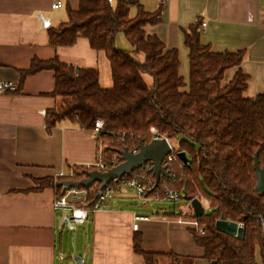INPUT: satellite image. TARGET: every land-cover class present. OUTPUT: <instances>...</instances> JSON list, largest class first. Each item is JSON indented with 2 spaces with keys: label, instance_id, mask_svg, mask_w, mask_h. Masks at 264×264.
Segmentation results:
<instances>
[{
  "label": "trees",
  "instance_id": "1",
  "mask_svg": "<svg viewBox=\"0 0 264 264\" xmlns=\"http://www.w3.org/2000/svg\"><path fill=\"white\" fill-rule=\"evenodd\" d=\"M133 7L137 12L131 17ZM160 22L161 12L146 11L137 0H80L77 10L68 9L66 23L48 28L50 44L70 47L78 38H86L107 61L112 87L102 86L100 68L77 73L75 66L58 57L34 59L31 67L21 72L22 85L26 77L39 71L54 72L53 96L69 98L70 102L50 112L49 128L67 119L82 130L92 131L100 119L104 129L97 140L123 137L131 152L139 149L141 141L147 144L154 139L152 128L157 130V138L168 139L171 146L172 141H179L181 148L176 151L172 146L167 165L171 176L161 179L159 187L155 189L150 164L138 170L151 185L146 197L168 189L182 197L197 198L199 194L207 198L208 214L200 218L190 212L186 215L204 231L190 229L195 244L204 251V260L208 264H264V193L256 191L254 165L257 155L264 168V94L244 96L248 76L240 66L245 52H213L201 43L200 20L184 33L190 51L187 87L180 76L178 51L168 49L158 36L146 32L148 26ZM119 34L125 36L132 50L117 47ZM236 68L233 80L224 86L226 71ZM179 152L186 153L187 164ZM73 168L76 182L86 177L85 168ZM61 181L49 179L48 186H54L56 195ZM90 201L93 204L96 195L90 196ZM166 216L181 217L176 213ZM222 218L241 227L242 235L232 237L218 231L216 222ZM142 242V234L136 232L134 252L145 264H164L166 259L170 264L194 261L173 252L145 251Z\"/></svg>",
  "mask_w": 264,
  "mask_h": 264
},
{
  "label": "crops",
  "instance_id": "2",
  "mask_svg": "<svg viewBox=\"0 0 264 264\" xmlns=\"http://www.w3.org/2000/svg\"><path fill=\"white\" fill-rule=\"evenodd\" d=\"M57 1L62 6L54 9ZM137 1L148 12H161V22L146 32L178 51L187 87L190 51L184 33L200 20L201 43L213 52H245L240 66L248 76L244 96L264 94V0ZM79 6L80 0H0V264H145L134 252L136 232L142 234L145 251L173 252L193 258L192 264H208L189 225L167 217L169 212H149L144 206L153 197L140 198L128 188L119 190L105 209L90 212L73 235L59 232L67 225L59 227L63 212L54 208L56 191L48 186L49 179L70 167L94 164L99 143L92 131L67 119L49 128L48 116L61 102L53 96L54 72L39 71L23 85L21 72L34 59L56 57L79 69L100 68L103 59L86 38L70 47L50 44L48 28L66 23L68 9ZM119 35L116 45L121 46ZM237 72L226 71L222 84H229ZM6 84L16 90L4 89ZM136 216L149 218L137 222V231Z\"/></svg>",
  "mask_w": 264,
  "mask_h": 264
},
{
  "label": "built area",
  "instance_id": "3",
  "mask_svg": "<svg viewBox=\"0 0 264 264\" xmlns=\"http://www.w3.org/2000/svg\"><path fill=\"white\" fill-rule=\"evenodd\" d=\"M160 1L163 3H166V2H169L170 0H160ZM61 6H62V2L57 1L54 4L53 8L58 9ZM3 88L10 89L12 91L16 90L15 86H12L9 84L4 85ZM103 129H104V122L99 119L96 121L92 132L97 137V135ZM151 135L154 137V139L157 138V135H158L157 130L152 128ZM137 152L138 150L133 151V153H137ZM102 157H103V153L101 152V145L99 142L97 161L94 164L79 166V167L85 168L88 173L92 171H99V172L105 173L120 164L119 154H118V157H116L115 159L106 158L108 161H106ZM169 158H170V155L167 158V160L164 162V166H166V168L168 165ZM139 174L140 173H138V170H137L132 175L125 176L121 180H114L113 182H111L109 185L106 186V188L104 189V191L101 193V195L98 198H97L98 190L101 186V183L99 182L94 183L90 188L64 189V187H61L60 192L55 197L54 208L60 212H67L68 214L67 219L70 220L72 225H75V226L83 225L88 220L90 212H94L99 209H105L109 201L113 199L115 194L121 189L128 188L134 191L137 194V196H139L140 198L146 197L148 189L149 187H151V185L147 186L145 183V177ZM74 177H75V174L73 172V167H70L68 172H60L55 176L56 179L62 180L61 182L76 181L74 180ZM92 195H96V201L93 204L90 201V196ZM155 196L158 197L157 200L164 199L170 202H176L182 199V196L179 192H175V191L168 190V189H162ZM189 207L191 206L189 205ZM187 213L188 211H184L179 220L183 221V223H186L192 229H195L199 233H203L204 231L199 228L198 222L195 219L194 220L185 219V216L187 215ZM146 220H149V218L146 216H136L135 217L136 223L134 224V230L135 231L138 230L137 222L146 221Z\"/></svg>",
  "mask_w": 264,
  "mask_h": 264
},
{
  "label": "water",
  "instance_id": "4",
  "mask_svg": "<svg viewBox=\"0 0 264 264\" xmlns=\"http://www.w3.org/2000/svg\"><path fill=\"white\" fill-rule=\"evenodd\" d=\"M79 68L76 69L78 73ZM116 138L115 135H113ZM172 147L169 141L165 138H155L150 143H144L141 141L138 152L133 153L128 149H124L118 152L120 164L108 172L102 173L99 171H92L87 173V177L81 181H63L58 184L59 187L64 189L69 188H90L94 183L99 182L101 186L98 190L97 198L101 195L107 185L114 180H121L125 176L132 175L135 171L144 168L147 164L151 165V173L155 176V189L159 187L160 181L163 178H169L170 172L164 166V162L172 153ZM178 156L184 163H188L189 159L185 152H179ZM255 170L257 173V185L256 191L264 193V168L260 166L258 156H255ZM183 199L187 201L193 211L195 217L200 218L206 214L204 207L200 200L195 197L183 195ZM67 212H63L62 218L59 221V227L66 224L69 228H72L70 220L67 219ZM216 229L221 233H224L232 237H240L242 235V228L237 224L229 222L224 218L216 222ZM78 261V259H76ZM215 264V263H211Z\"/></svg>",
  "mask_w": 264,
  "mask_h": 264
},
{
  "label": "rangeland",
  "instance_id": "5",
  "mask_svg": "<svg viewBox=\"0 0 264 264\" xmlns=\"http://www.w3.org/2000/svg\"><path fill=\"white\" fill-rule=\"evenodd\" d=\"M136 14V8L133 7L131 9V16L133 17ZM123 39V43L121 44V46H118V48L121 49H125V50H132L129 42L127 41V39L125 38V36L123 34L119 35V38ZM119 44V43H118ZM120 45V44H119ZM123 45V46H122ZM103 62L100 63V70H101V84L103 87L105 88H111L112 87V82H111V77H110V70L108 67V63L105 60V58H102ZM70 102L69 98H62L60 105L57 107V109H60L62 106H64L65 103ZM59 111V110H58ZM100 142L101 145V152L103 153V159H105L106 161H108L107 159H115L116 157H118V151L124 150L125 148H127V144L124 142L123 137H118V138H99L98 143ZM172 146L177 150H179L181 148V145L179 143V141H172ZM117 153V154H116ZM189 157H191V154H189ZM107 158V159H106ZM73 172H75V168H73ZM141 175V174H139ZM146 185L150 186V184L146 181ZM197 198L198 200H200L202 206L204 207L206 214H208V212L210 211V202L207 198L200 196L199 194H197ZM133 197V196H131ZM158 197L154 196L153 199H151L149 202L145 203V206L147 209H149V212H160V211H165V212H169V213H179V215L182 216L184 211H188L187 214L192 213V208L189 207V203L187 201H185L182 197V199L176 201V202H170L168 200H157ZM136 202H140L139 199H136ZM137 207L140 208H144L143 206L140 205H136ZM194 216V215H193ZM181 218V217H180ZM179 218V219H180ZM185 219H189V220H194L193 217H186ZM75 225L72 226V229L67 228V226H65V228L59 230V232L62 235H65L67 237V235L71 234L73 235V230H74ZM239 227V226H238Z\"/></svg>",
  "mask_w": 264,
  "mask_h": 264
}]
</instances>
